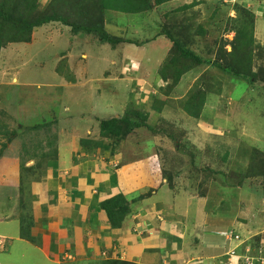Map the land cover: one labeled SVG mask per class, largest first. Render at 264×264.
I'll list each match as a JSON object with an SVG mask.
<instances>
[{"label": "rangeland", "instance_id": "1", "mask_svg": "<svg viewBox=\"0 0 264 264\" xmlns=\"http://www.w3.org/2000/svg\"><path fill=\"white\" fill-rule=\"evenodd\" d=\"M4 1L0 0V8ZM195 1L198 2L194 7L177 12L183 5ZM216 1L169 0L158 5L156 0H151L152 7L144 12L107 11L102 14L98 11V0H39L40 10L70 11L72 14L69 16L76 21L85 15L95 16L92 18L103 23L106 31L121 41L112 45L95 34H71L69 27L49 23L34 31L30 43L9 42L3 45L0 49V127L5 128L0 135L4 133V139L10 140L11 129H20L26 137L19 140V152L33 148L42 153L43 147L47 146L52 155H58L55 144L61 139L68 142L76 139L77 144L82 139H90L91 146L97 144L93 142L95 140L104 141L100 120L118 117L134 106L136 111L145 114L146 126L138 128V132L135 129L133 135L121 140L125 148H120V143L114 147L115 154H119L115 163L117 168L125 163L117 171L124 175L122 179L119 177L122 191L118 194L130 199L129 202L132 199L136 202L159 190L161 185L169 188L171 183L173 193L180 194V204L185 203L183 208L194 209L196 203L188 202L186 196L194 191L195 196L189 198L200 200L203 192L206 194L207 190L201 182L209 172L208 178L213 177L223 184L225 195L220 205L218 200L214 201L218 223L230 225L224 215L233 216L236 211L231 208L233 203H228L232 200L229 195L235 191L229 187L244 186V192L253 190L238 204L241 210L248 209L251 203L257 205L261 198L264 201V179L260 176L264 173V20L254 31L252 66L258 78L253 84L240 79L234 83L219 68L201 65L193 74L184 75L179 84L165 94L162 89L167 81L163 80L160 72L169 56L176 51L168 30L180 22L189 25L190 30L186 31L184 26L185 31L180 28L177 35L184 34L181 40H187L186 47L195 54L213 62L222 48L227 50L226 56L233 52L236 31L231 17L241 19L242 14L234 8L233 0H221L230 4L224 9L215 6ZM248 2L247 7L257 6V13L262 14L264 0ZM216 13L229 16L219 28L210 23ZM200 26H203L204 35L198 32ZM154 35L157 37L151 41ZM132 40L138 44L148 42L140 46L136 42H127ZM134 64L141 67L138 74L127 72V67L129 70L131 66L135 67ZM205 78L219 81V85H215L214 92L209 95L202 116L195 119L184 111L182 101L198 85L204 87ZM173 80L170 79V86ZM8 103L12 106L6 107ZM23 105H27L33 113L26 117L30 118L27 124L37 123L31 128L26 126L24 129L20 125L19 114ZM140 120H143L142 116ZM170 125L178 133L173 139L178 141L177 148H183V145L192 149L194 146L193 150L197 153L195 147L203 145L200 151L208 170L196 174L195 168L189 164L191 155L185 149H177L176 153L181 158L176 163L169 162L172 154L167 148L171 144L166 146L165 133ZM84 131H90L86 138H82ZM161 133L163 136H160ZM32 135L35 137H30ZM156 153L159 157L152 156ZM20 156H23L21 169L29 167L26 159L30 153L22 152ZM72 157L73 153L69 152L65 160L71 161ZM51 161L59 162L56 157ZM163 168L169 170L173 179ZM141 188L147 191L134 200ZM214 188L219 192L221 186ZM11 191L16 195L15 187H11ZM225 207L226 210L223 209ZM261 208L260 217L264 226V202ZM250 214L249 221L257 220L258 223L257 212L253 210ZM224 232H229V229L217 233L229 237ZM262 237L264 231L252 237L249 243L256 247ZM124 257L127 259L123 255L110 259L104 254L105 260L102 261L103 264H131L122 260Z\"/></svg>", "mask_w": 264, "mask_h": 264}, {"label": "crops", "instance_id": "2", "mask_svg": "<svg viewBox=\"0 0 264 264\" xmlns=\"http://www.w3.org/2000/svg\"><path fill=\"white\" fill-rule=\"evenodd\" d=\"M32 114L23 105L19 114L22 128L37 124H27L30 118L26 117ZM15 132L16 136L0 156V264H103L104 254L110 259L127 256L122 260L131 264H246L247 257H253L254 264H261L256 257L262 255L260 249L264 251V238H260L256 247L249 242L264 231L260 217L264 201L261 198L257 205L251 203L246 210L238 207L253 190L244 192V186L229 187L235 191L229 195L232 200L228 203H233L231 208L236 213L224 215L230 225L218 223L214 201L218 200L219 205L224 202L223 184L208 178L207 173L201 182L206 194L203 192L200 200L189 198L195 196L194 191L186 196L188 202L196 203L194 209H184L185 203L178 200L180 194L163 185L137 203L132 199L131 215L120 228H113L101 203L122 191L119 177L122 179L124 175L117 171L123 167L115 165L119 160L114 148L117 144L106 141L90 148L82 142L77 144L76 139L71 142L61 139L55 144L58 155H52L47 146L41 149L42 153L33 148L19 152V140L26 135L20 129ZM88 132L84 131L82 138L88 137ZM3 142L7 141L1 134L0 143ZM124 145L121 143L120 148H125ZM202 146L197 147L201 150ZM22 152L30 153L27 165L37 168L27 180L24 194L20 189ZM69 152L73 157L66 161ZM54 157L59 162H52ZM214 186H221L219 192ZM11 187L16 188V195ZM138 191L134 200L147 190ZM22 200L27 205L24 211ZM253 210L257 212L258 223L249 221ZM23 213L30 217L32 240L23 236ZM225 229H233L240 239L229 240L217 233Z\"/></svg>", "mask_w": 264, "mask_h": 264}, {"label": "trees", "instance_id": "3", "mask_svg": "<svg viewBox=\"0 0 264 264\" xmlns=\"http://www.w3.org/2000/svg\"><path fill=\"white\" fill-rule=\"evenodd\" d=\"M169 0H156V4H164L167 3ZM235 2L236 9L241 12L242 18H232L231 20L234 22L233 29L236 31L235 40L232 43L233 45V52L229 53V56H226L227 50L222 48L221 51L216 55V59H214L213 62H210L208 59H205L204 57L195 54L193 51H191L188 47H186L185 42L187 40L182 41V36L177 35L178 29L181 28L182 31L190 30V26L183 24L176 25V27H171L170 31L168 30V34L170 36V40L173 41V44L175 45L174 49L176 48V51L173 52L170 58L165 62L164 66L160 69L161 76L163 77L164 81H167V85L165 86L163 91H165V94H168L175 86H177L180 82V79L186 75V74H193V71L197 69L199 66H212L219 68L224 73H226L227 76L230 77V80L234 83H236V80H245L248 84H253L256 79L258 78V73L255 71L254 67L252 66V53H253V45L255 43V37H254V31L258 30L259 26L261 25V21H263L264 16V7H261L262 14L259 15L257 13V6L253 7H247V3H249V0H233ZM263 1V0H260ZM198 1H195L191 4H185L183 5L179 11L177 12H183L186 11L192 7H194L197 4ZM215 6L225 8L229 6L230 4L224 3V1L217 0L215 3ZM40 3L39 0H5L4 4L0 8V49L3 45L6 43L12 42V43H30L32 41V36L35 30L37 28H41L42 26L49 24V23H55L60 24L61 26H67L70 28L71 34H77V35H83V34H95L100 37V40L106 41L109 44L115 45L121 40L118 39L115 35L110 34L103 26V23H98V21H95L92 17L95 18V16H89L85 15L84 17H81L79 21H76L75 19L71 18L69 15L72 14L70 11H48L47 8L43 10H40L39 7ZM98 7L102 14L106 13L107 11H118V12H125L130 14L140 13L144 12L146 10H149L152 7L151 0H98ZM176 12V11H175ZM69 16V17H68ZM226 16L228 15H219L216 13V15L212 18V25L219 28L221 24H223L226 20ZM170 17V16H168ZM167 17V18H168ZM229 18V16H228ZM211 25V26H212ZM184 26H186L184 28ZM178 27V28H177ZM203 26H200V30L198 31L199 34H205L204 30L202 29ZM184 28V29H182ZM6 31H8L6 33ZM215 31V30H213ZM190 35V34H188ZM160 36V34H159ZM157 35H154L151 41H154ZM189 37V36H188ZM129 43H135L132 41H127ZM146 40L144 43H147ZM184 42V43H181ZM137 43V42H136ZM138 44L137 45H144ZM149 44V43H148ZM260 46V45H258ZM173 49V50H174ZM246 54V55H245ZM230 57V58H229ZM135 67H130L127 72L132 71L134 74H138L141 67H139L137 64H134ZM58 70V69H57ZM167 70V71H166ZM60 71V69L58 70ZM263 74V73H262ZM133 76V75H132ZM174 79L172 82V85L170 86L169 81L170 79ZM212 78V77H211ZM205 85L204 87L202 85H198L196 90H191V93L189 94L188 98L184 101H182V108L184 111L190 115V117H193L195 119H198L202 116L205 103L208 100V97L211 93L214 91V86L219 85V81H214L210 78H205ZM169 84V85H168ZM210 87V89H209ZM212 88V89H211ZM159 109L162 110V107H159ZM141 116L143 117V120H140ZM146 126V117L145 114H142L140 111H136L134 106H131L127 112L124 114L119 115L118 117L114 116L110 119H103L100 120V127L102 130V138H104V141H93L97 144H94L95 146H98L99 144L107 142H112L114 144L121 143V140L125 138L127 135H133L134 130L138 128H144ZM5 127H0V133L4 132ZM31 128V127H30ZM169 128V127H168ZM7 130V129H6ZM17 130H12L10 133V140H7V142L2 143L1 148V154L5 150V148L8 145V142L12 140L13 136H16ZM138 132V130H137ZM164 133V132H163ZM2 135L5 136L3 133ZM178 135V133L174 132V128L172 125H170L169 131L165 133V136H167L166 146L168 144H171L167 149L174 152L176 155H174L171 151L170 154H172L169 157V162L174 164L180 159L176 153L177 149H185L187 153H189L190 161L189 164L191 167H194L196 171V174L199 172H205L208 170V165L204 160V157L202 158L201 154H203L198 147H195L197 150V153L193 150L194 146L191 148L184 147L183 148H177L178 141H173V139ZM160 136H163L162 133ZM81 142L86 146L90 147V140L89 139H83ZM175 148H174V146ZM112 146V144H110ZM178 152V151H177ZM207 152V151H206ZM181 153V152H180ZM193 155V156H192ZM152 156L159 157V154H154ZM200 157V158H199ZM125 163L120 165V167H123ZM36 167H23L21 169V193H25L26 189V182L30 178L31 173L36 172ZM166 173L169 175L171 179L172 174L169 172V170L163 168ZM23 171V172H22ZM168 171V172H167ZM209 173V172H208ZM260 176L264 179V173H261ZM162 186V185H161ZM160 186V187H161ZM171 187V183L169 185ZM264 190V185H263ZM102 208L106 211L107 218L109 223L113 228H120L125 220L131 215L132 208H131V202H129L128 198L125 197L123 194H118L112 198H105L102 200ZM26 201L22 200L21 202V208H26ZM27 214L23 213V222H22V231L23 236L27 237L29 240H32L30 234H29V227H30V217ZM260 256L264 257V251L260 252ZM260 262V261H259Z\"/></svg>", "mask_w": 264, "mask_h": 264}, {"label": "built area", "instance_id": "4", "mask_svg": "<svg viewBox=\"0 0 264 264\" xmlns=\"http://www.w3.org/2000/svg\"><path fill=\"white\" fill-rule=\"evenodd\" d=\"M227 234L229 235V237H227V239H233V238L239 239L240 238L239 235L234 233V231H232V230H229V232H224V235L227 236ZM260 252H262V250H260ZM252 261L253 260L251 258H247V264H249V262L254 264ZM261 262L264 263V259H262Z\"/></svg>", "mask_w": 264, "mask_h": 264}, {"label": "clouds", "instance_id": "5", "mask_svg": "<svg viewBox=\"0 0 264 264\" xmlns=\"http://www.w3.org/2000/svg\"><path fill=\"white\" fill-rule=\"evenodd\" d=\"M20 186H21V183H20ZM229 230H230V229H229ZM236 234H237V233H236ZM238 235H239V234H238ZM239 237H240V235H239ZM233 239H235V238H233ZM233 239H229V240H233ZM239 239H240V238H239ZM260 250H261V249H260ZM247 258H251V259L254 261V258H253V257H247ZM247 258H246V264H247ZM262 259H264L263 256L256 257V260H257V261H260V262H261ZM253 261H252V262H253ZM261 264H264V263L261 262Z\"/></svg>", "mask_w": 264, "mask_h": 264}]
</instances>
